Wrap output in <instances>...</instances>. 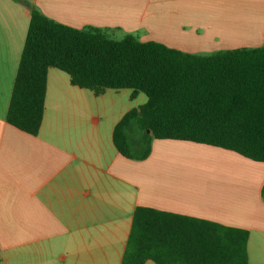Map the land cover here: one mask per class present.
<instances>
[{
    "label": "crops",
    "instance_id": "1",
    "mask_svg": "<svg viewBox=\"0 0 264 264\" xmlns=\"http://www.w3.org/2000/svg\"><path fill=\"white\" fill-rule=\"evenodd\" d=\"M27 1L74 28L186 53L264 46V0ZM30 20L0 0V264H121L137 207L248 230L249 263L264 264V162L157 139L146 160L125 158L114 130L142 96H96L58 69L38 135L7 123Z\"/></svg>",
    "mask_w": 264,
    "mask_h": 264
},
{
    "label": "trees",
    "instance_id": "2",
    "mask_svg": "<svg viewBox=\"0 0 264 264\" xmlns=\"http://www.w3.org/2000/svg\"><path fill=\"white\" fill-rule=\"evenodd\" d=\"M31 20L6 116L38 135L48 73L96 96L106 90L145 94L114 130L119 153L146 160L157 140L188 141L264 162V46L186 53L132 35L118 40L96 28L57 22L27 0ZM264 196V194H263ZM249 231L209 220L137 207L121 264H250Z\"/></svg>",
    "mask_w": 264,
    "mask_h": 264
},
{
    "label": "rangeland",
    "instance_id": "3",
    "mask_svg": "<svg viewBox=\"0 0 264 264\" xmlns=\"http://www.w3.org/2000/svg\"><path fill=\"white\" fill-rule=\"evenodd\" d=\"M217 51H222V49L215 50V51H212V52H204V53L211 54V53H214V52H217ZM197 54H202V53H197ZM120 92H121L122 96H131V90L130 89H123V90H120ZM139 96H142L139 99V101H143V103H146L147 102V96L145 94H142L141 93ZM197 167H199V166H197Z\"/></svg>",
    "mask_w": 264,
    "mask_h": 264
}]
</instances>
